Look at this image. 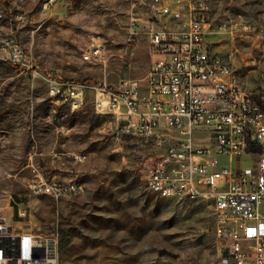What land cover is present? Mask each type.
Returning <instances> with one entry per match:
<instances>
[{"label": "rangeland", "instance_id": "rangeland-1", "mask_svg": "<svg viewBox=\"0 0 264 264\" xmlns=\"http://www.w3.org/2000/svg\"><path fill=\"white\" fill-rule=\"evenodd\" d=\"M0 0V218L14 233L60 237V264H218L211 200L162 197L148 188L155 149L145 139L116 141L95 92L74 110L50 95L42 77L111 89L144 78L152 64L150 34L184 21L187 0ZM207 44L248 91L264 89V0H206ZM93 41L107 65L86 61ZM19 45L33 69L7 59ZM208 143L206 136L196 140ZM87 156L77 161L74 154ZM251 164V163H250ZM75 180L84 190L55 199L34 183Z\"/></svg>", "mask_w": 264, "mask_h": 264}, {"label": "built area", "instance_id": "built-area-1", "mask_svg": "<svg viewBox=\"0 0 264 264\" xmlns=\"http://www.w3.org/2000/svg\"><path fill=\"white\" fill-rule=\"evenodd\" d=\"M152 8L172 12L163 0H153ZM184 16L177 28L151 32L152 64L144 78L111 89L107 79L66 82L52 71H34L33 77H42L50 95L74 110L84 105L87 91L95 92L96 110L110 117L116 141L130 135L151 143L155 164L144 174L149 189L167 198L212 201L218 264H264V89L245 90L233 67L211 53L206 0H187ZM7 59L33 69L19 45L10 46ZM83 59L106 66L108 52L93 41ZM83 190L75 180L43 178L32 187L33 194L55 199ZM0 264H60L59 234H16L0 218Z\"/></svg>", "mask_w": 264, "mask_h": 264}, {"label": "bare ground", "instance_id": "bare-ground-1", "mask_svg": "<svg viewBox=\"0 0 264 264\" xmlns=\"http://www.w3.org/2000/svg\"><path fill=\"white\" fill-rule=\"evenodd\" d=\"M147 185H148V183H147ZM75 187H81V186L78 182H75ZM151 190L163 197V195H161V193H160V190H155V189H151ZM63 197H70V196H69V194H62V198Z\"/></svg>", "mask_w": 264, "mask_h": 264}, {"label": "crops", "instance_id": "crops-1", "mask_svg": "<svg viewBox=\"0 0 264 264\" xmlns=\"http://www.w3.org/2000/svg\"><path fill=\"white\" fill-rule=\"evenodd\" d=\"M170 28H177V27H179V25L178 26H169ZM22 234H32V233H22Z\"/></svg>", "mask_w": 264, "mask_h": 264}]
</instances>
